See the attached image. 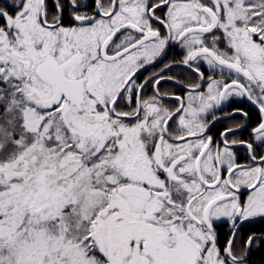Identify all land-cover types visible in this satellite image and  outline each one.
Wrapping results in <instances>:
<instances>
[{
  "label": "snow or ice",
  "instance_id": "1",
  "mask_svg": "<svg viewBox=\"0 0 264 264\" xmlns=\"http://www.w3.org/2000/svg\"><path fill=\"white\" fill-rule=\"evenodd\" d=\"M261 250L264 0H0V264Z\"/></svg>",
  "mask_w": 264,
  "mask_h": 264
},
{
  "label": "flooded vegetation",
  "instance_id": "2",
  "mask_svg": "<svg viewBox=\"0 0 264 264\" xmlns=\"http://www.w3.org/2000/svg\"><path fill=\"white\" fill-rule=\"evenodd\" d=\"M182 55V53L179 51V49L170 50L169 52V58L176 57L179 58ZM169 75L171 74H180V70L177 68H173L171 73H167ZM166 90L171 91L172 88L170 85H164ZM222 125H217V127H221ZM215 131V129L213 130ZM252 260L255 262V264H264V250H261L257 252L253 257Z\"/></svg>",
  "mask_w": 264,
  "mask_h": 264
}]
</instances>
